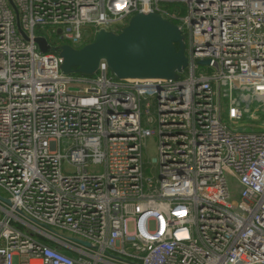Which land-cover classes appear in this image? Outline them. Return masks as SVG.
Returning a JSON list of instances; mask_svg holds the SVG:
<instances>
[{
	"label": "built area",
	"instance_id": "1",
	"mask_svg": "<svg viewBox=\"0 0 264 264\" xmlns=\"http://www.w3.org/2000/svg\"><path fill=\"white\" fill-rule=\"evenodd\" d=\"M10 1L0 264H264V132L240 131L242 110L222 105L223 90L264 99V0ZM137 13L181 30L179 80L116 82L103 62L92 76L61 72L62 45L117 33Z\"/></svg>",
	"mask_w": 264,
	"mask_h": 264
},
{
	"label": "water",
	"instance_id": "2",
	"mask_svg": "<svg viewBox=\"0 0 264 264\" xmlns=\"http://www.w3.org/2000/svg\"><path fill=\"white\" fill-rule=\"evenodd\" d=\"M34 41L40 53L49 51L44 38ZM58 51L63 74L92 76L103 62L116 82L124 79L179 80L188 65L181 30L155 13H137L117 33L100 29L91 42L77 49L62 45ZM208 63V60L198 61L199 65ZM0 202L9 205L8 199L2 196Z\"/></svg>",
	"mask_w": 264,
	"mask_h": 264
},
{
	"label": "rangeland",
	"instance_id": "3",
	"mask_svg": "<svg viewBox=\"0 0 264 264\" xmlns=\"http://www.w3.org/2000/svg\"><path fill=\"white\" fill-rule=\"evenodd\" d=\"M49 34L48 32L46 35ZM92 38V37H91ZM93 40V39H92ZM204 70L203 66L199 67ZM222 105L224 112L230 103L233 106L240 108L243 112L242 122L237 125V128L243 132L260 131L264 132V99L254 95L251 89H235L230 98L226 90L222 91ZM223 118H226L223 113ZM156 138L150 136L146 139L144 148V162L152 163L156 157ZM71 167L63 162V171H70ZM0 195L4 193L0 190ZM3 213L0 211V218Z\"/></svg>",
	"mask_w": 264,
	"mask_h": 264
}]
</instances>
